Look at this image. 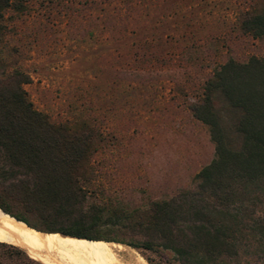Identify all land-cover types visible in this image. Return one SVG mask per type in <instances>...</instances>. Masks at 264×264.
<instances>
[{"label":"rangeland","instance_id":"374dc122","mask_svg":"<svg viewBox=\"0 0 264 264\" xmlns=\"http://www.w3.org/2000/svg\"><path fill=\"white\" fill-rule=\"evenodd\" d=\"M263 4L26 0L25 9L7 15L0 65L28 75L27 98L51 122L84 119L101 133L90 182L83 185L87 202L109 197L123 207L141 206L188 188L211 160L206 128L188 107L216 66L264 56V39L239 27L243 15ZM27 219L39 225L34 216ZM96 242L108 264L173 262L169 253ZM0 243L22 248L41 264H96L75 247L42 250L46 256L35 258L26 248ZM230 264H264V255L251 247Z\"/></svg>","mask_w":264,"mask_h":264},{"label":"trees","instance_id":"16d2710c","mask_svg":"<svg viewBox=\"0 0 264 264\" xmlns=\"http://www.w3.org/2000/svg\"><path fill=\"white\" fill-rule=\"evenodd\" d=\"M25 5L0 0V44L8 13ZM239 27L264 39V4L243 15ZM28 82L17 67L0 65L3 213L38 231L171 255L172 263L162 257L159 264H230L251 247L264 255V56L228 59L212 70L188 107L206 128L211 160L188 188L135 207L109 197L87 202L83 185L90 182L101 133L84 119L51 122L27 98ZM31 215L40 226L28 221ZM0 264L41 263L0 243Z\"/></svg>","mask_w":264,"mask_h":264},{"label":"bare ground","instance_id":"6f19581e","mask_svg":"<svg viewBox=\"0 0 264 264\" xmlns=\"http://www.w3.org/2000/svg\"><path fill=\"white\" fill-rule=\"evenodd\" d=\"M0 241L13 243L26 248L35 258H37L40 254L46 256L45 253L41 252L42 250L44 252H50L57 248L75 247V249L77 248L84 251V253L91 258H95L96 264H108L105 249L100 243L94 240L63 236L58 233L38 231L19 221H16L15 218L1 212V210Z\"/></svg>","mask_w":264,"mask_h":264},{"label":"water","instance_id":"95a60500","mask_svg":"<svg viewBox=\"0 0 264 264\" xmlns=\"http://www.w3.org/2000/svg\"><path fill=\"white\" fill-rule=\"evenodd\" d=\"M17 221V220H16Z\"/></svg>","mask_w":264,"mask_h":264}]
</instances>
